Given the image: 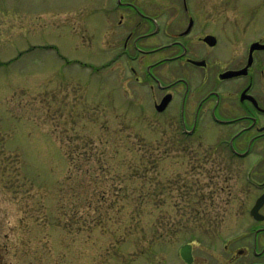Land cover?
<instances>
[{
	"label": "rangeland",
	"instance_id": "obj_1",
	"mask_svg": "<svg viewBox=\"0 0 264 264\" xmlns=\"http://www.w3.org/2000/svg\"><path fill=\"white\" fill-rule=\"evenodd\" d=\"M216 1L264 32V0ZM116 52L113 0H0V264H157L251 228L259 147L184 137Z\"/></svg>",
	"mask_w": 264,
	"mask_h": 264
},
{
	"label": "flooded vegetation",
	"instance_id": "obj_2",
	"mask_svg": "<svg viewBox=\"0 0 264 264\" xmlns=\"http://www.w3.org/2000/svg\"><path fill=\"white\" fill-rule=\"evenodd\" d=\"M220 4L113 0L117 63L127 67L137 84L149 86L152 113L174 121L184 137L211 129L219 137L216 147L236 161H245L258 146L253 167L260 169V196L264 193V48L253 45H264V32L249 40L248 33L230 31L233 22ZM98 21L103 24V15ZM239 37L238 45L234 41ZM154 56L158 58L152 60ZM162 68H167L165 73ZM251 220L249 230H241L221 247L185 241L173 248L168 261L157 264H264V217Z\"/></svg>",
	"mask_w": 264,
	"mask_h": 264
},
{
	"label": "water",
	"instance_id": "obj_3",
	"mask_svg": "<svg viewBox=\"0 0 264 264\" xmlns=\"http://www.w3.org/2000/svg\"><path fill=\"white\" fill-rule=\"evenodd\" d=\"M263 204H264V194L256 201L254 207L251 210V215L256 217L257 212L259 211V209Z\"/></svg>",
	"mask_w": 264,
	"mask_h": 264
}]
</instances>
